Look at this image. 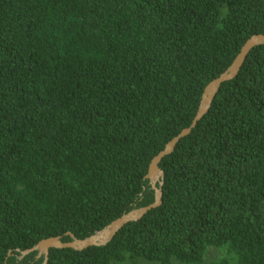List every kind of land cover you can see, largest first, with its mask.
I'll return each instance as SVG.
<instances>
[{
  "label": "trees",
  "instance_id": "16d2710c",
  "mask_svg": "<svg viewBox=\"0 0 264 264\" xmlns=\"http://www.w3.org/2000/svg\"><path fill=\"white\" fill-rule=\"evenodd\" d=\"M256 34L264 0H0V264L152 204V159ZM159 167L160 205L46 264H264V44Z\"/></svg>",
  "mask_w": 264,
  "mask_h": 264
},
{
  "label": "water",
  "instance_id": "95a60500",
  "mask_svg": "<svg viewBox=\"0 0 264 264\" xmlns=\"http://www.w3.org/2000/svg\"><path fill=\"white\" fill-rule=\"evenodd\" d=\"M264 44V34H256L250 37L242 46L240 52L229 66L219 77L210 82L204 90L201 105L194 117L191 125L183 129L178 135H176L171 141H169L165 148L161 150L151 161L147 178L151 180L152 187L155 189L156 197L155 201L145 207L134 209L128 213H125L120 218L113 221L104 229L98 231L90 237L84 239H78L73 234H70L71 240L63 242L61 236L51 237L40 241L33 248L21 251L22 256L32 251H38V255H45L46 264L48 261L49 251L51 248H73L81 250L90 246H102L106 245L112 240L115 234L129 221L138 220L148 210L156 207L162 202V181L164 179V172L160 169L159 164L161 160L168 154L172 153L177 143L181 138L191 133L192 129L197 125L198 121L208 112L213 99L215 98L222 83L233 79L239 73L243 63L248 57L249 52L258 45ZM160 183L157 187V183Z\"/></svg>",
  "mask_w": 264,
  "mask_h": 264
},
{
  "label": "rangeland",
  "instance_id": "374dc122",
  "mask_svg": "<svg viewBox=\"0 0 264 264\" xmlns=\"http://www.w3.org/2000/svg\"><path fill=\"white\" fill-rule=\"evenodd\" d=\"M222 256L228 257L231 260V264H236L234 254L228 253L226 248H215V247L209 248L205 256V262L213 261ZM112 264H159V263L138 259V260H127L122 262H116ZM173 264H183V263L175 261Z\"/></svg>",
  "mask_w": 264,
  "mask_h": 264
}]
</instances>
